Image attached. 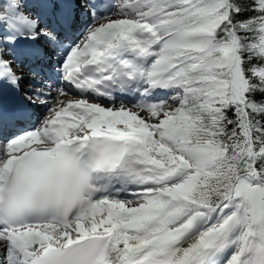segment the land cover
Returning a JSON list of instances; mask_svg holds the SVG:
<instances>
[{
	"label": "snow or ice",
	"instance_id": "obj_1",
	"mask_svg": "<svg viewBox=\"0 0 264 264\" xmlns=\"http://www.w3.org/2000/svg\"><path fill=\"white\" fill-rule=\"evenodd\" d=\"M3 7L0 264H264V0Z\"/></svg>",
	"mask_w": 264,
	"mask_h": 264
},
{
	"label": "bare ground",
	"instance_id": "obj_2",
	"mask_svg": "<svg viewBox=\"0 0 264 264\" xmlns=\"http://www.w3.org/2000/svg\"><path fill=\"white\" fill-rule=\"evenodd\" d=\"M21 3L24 2V0H20ZM31 2V1H30ZM115 18V17H114ZM18 71H20V69H18ZM22 71H24L26 73V71L24 69H22Z\"/></svg>",
	"mask_w": 264,
	"mask_h": 264
},
{
	"label": "rangeland",
	"instance_id": "obj_3",
	"mask_svg": "<svg viewBox=\"0 0 264 264\" xmlns=\"http://www.w3.org/2000/svg\"><path fill=\"white\" fill-rule=\"evenodd\" d=\"M3 2H4V3H8V2H9V0H3Z\"/></svg>",
	"mask_w": 264,
	"mask_h": 264
}]
</instances>
